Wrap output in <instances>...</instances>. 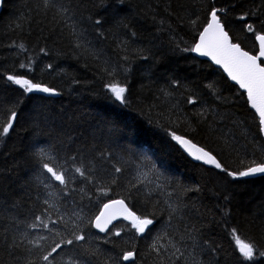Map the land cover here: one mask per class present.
<instances>
[{
  "label": "trees",
  "instance_id": "1",
  "mask_svg": "<svg viewBox=\"0 0 264 264\" xmlns=\"http://www.w3.org/2000/svg\"><path fill=\"white\" fill-rule=\"evenodd\" d=\"M213 6L225 10L220 15L232 42L255 55V34L246 24L264 33V0H50L47 7L44 0L3 1L0 124L11 111L17 118L9 139L0 137L6 140L0 146V264L37 260L40 250L28 241L39 236L45 251L73 239L55 264H264L258 255L245 260L235 243L238 236L264 251V176L233 180L190 161L171 138L175 132L190 140L231 171L264 161L259 120L245 95L184 51L197 42ZM8 75L58 95L26 92ZM110 82L127 88L123 105L108 91ZM137 147L151 158H132L133 148L141 153ZM41 150L66 170L67 185L44 171ZM81 165L88 179L75 172ZM112 200H124L153 224L142 236L123 222L97 232L92 221ZM45 209L67 223H50L53 232L32 229ZM74 232L85 239L76 241ZM154 244L164 245L159 254ZM173 244L180 252L173 254ZM126 251L135 254L130 263L121 259Z\"/></svg>",
  "mask_w": 264,
  "mask_h": 264
},
{
  "label": "snow or ice",
  "instance_id": "2",
  "mask_svg": "<svg viewBox=\"0 0 264 264\" xmlns=\"http://www.w3.org/2000/svg\"><path fill=\"white\" fill-rule=\"evenodd\" d=\"M50 0H44V4L47 7ZM225 11L222 8L211 7L208 12V19L206 20L205 26L199 31L198 42H194V45L185 48L184 51L194 52L202 57H208L216 65L221 66L228 77L239 85L240 89H243L247 94V101L252 109L255 110L259 115V130L264 133V63L260 61L264 58V34L256 31L251 23L246 24L248 32L255 34V39L259 41V54L251 55L248 51L242 49L239 42L233 43L229 36V33L225 30V24L222 22L220 13ZM245 19L244 16L240 17ZM97 24H100V20H96ZM195 23V21H193ZM179 47V45H177ZM20 48L23 49L24 45L21 44ZM147 59V57H143ZM22 68L24 64L20 65ZM115 71V69L113 70ZM124 72L130 71V68H123ZM7 79L16 85H20L26 92H43L50 95H58V93L49 87L41 86L38 83H32L28 79H22L14 75H8ZM107 89L114 96L115 100L120 101L122 104L126 103L125 93L127 88L121 86L119 82H110L107 84ZM189 103L195 104L196 100L189 98ZM17 118V113L11 111L7 121L0 124V137L7 136L9 131L13 128V122ZM171 138L177 144H179L184 150L197 161H203L205 164L214 165L215 168L221 172H225L227 176L233 180H238L245 177H253L259 174H264V161L257 163L253 161L251 165L240 171H231L226 168L217 158L211 154L210 151H205L202 147H197L190 140L184 137L171 133ZM41 166L45 172L58 181L61 185H67L65 179V171L62 166L57 165L55 160L43 150L38 153ZM73 159H75L73 157ZM116 172H120V168L115 169ZM75 172L81 177L88 179L87 170L83 165L75 168ZM102 195H107V191L104 188L98 189ZM228 197L225 196V199ZM45 203L48 204L49 208H54V205L50 204L47 200ZM119 209V212L124 214L125 219H130L132 227L136 229L137 233L143 234L149 225L153 224V220L135 215L129 211L125 205L124 200H112L109 203L103 205V209L100 211L92 221L93 226L101 232H107V225L116 215L119 213L115 209ZM58 211V209H57ZM55 225L57 223H67L64 216H58L57 219H52L51 214L45 209V214L38 215L35 217V222L30 225L32 229L40 228L42 230L53 232L55 229L50 228L49 224ZM78 227V225H74ZM60 235L59 232H56ZM114 235L119 236L120 232H115ZM235 236V230H233ZM73 237L76 241H83L84 235L73 233ZM45 240L44 236H39L34 240H29L28 243L34 248L39 249L37 260L29 261V264H55L56 256L58 251L63 245L73 244V239H62L59 242L54 243L48 250H44V245L41 241ZM235 243L239 249L240 255L247 261H252L255 256L264 257V251L258 250L253 243H245L238 236H235ZM175 252H180V249L174 244L171 245ZM164 248V245L154 244L152 250L160 253V250ZM135 254L133 251H126L122 254L121 259L123 261L133 260Z\"/></svg>",
  "mask_w": 264,
  "mask_h": 264
},
{
  "label": "water",
  "instance_id": "3",
  "mask_svg": "<svg viewBox=\"0 0 264 264\" xmlns=\"http://www.w3.org/2000/svg\"><path fill=\"white\" fill-rule=\"evenodd\" d=\"M1 2H2V0H0V6H1ZM197 42H198V39H197ZM255 43H256V45H257V53H256V55H258L259 54V41H257L256 39H255ZM192 54H193V56L195 57V58H197V59H199L200 61H204V62H207V63H209L210 65H212L213 67H215V68H217L223 75H224V77L227 79V81L230 83V84H232L233 86H235L241 93H243L244 95H245V99H246V101H247V94H246V92H244V90L243 89H240V87H239V85L238 84H236L234 81H232L229 77H228V74H227V72H225V70L221 67V66H219V65H216L215 63H213L211 60H210V58H208V57H202V56H200V55H198L197 53H194V52H192ZM261 63H264V58H262V60L260 61ZM44 94V95H46V96H54V95H50V94H48V93H43V92H40V94ZM247 103H248V101H247ZM248 107H249V109L254 113V115L257 117V119L259 120V115H258V113H256L255 112V110L254 109H252L251 107H250V105H249V103H248ZM261 136H262V138H263V140H264V133H261ZM178 145V147H179V149L181 150V152L188 158V159H190L192 162H195V163H199V164H204V165H206V166H214V165H211V164H205L203 161H197V160H195L192 156H190L185 150H184V148H182L179 144H177ZM260 176H264V174H259V175H256V176H253V177H248V178H256V177H260ZM246 178V177H245ZM126 205V204H125ZM127 207V206H126ZM128 208V207H127ZM102 209H103V207H102ZM101 209V210H102ZM129 210V209H128ZM115 211H117L119 214L118 215H116L113 219H111V221L108 223V225H107V228L109 229L110 227H112L115 223H117V222H119V221H122V222H125V223H129V224H131V220L130 219H125L124 218V214L122 213V212H119V209L117 208V209H115ZM130 211V210H129ZM95 228V227H94ZM95 230L97 231V232H99V233H104V232H101V231H99L97 228H95ZM141 235V234H140ZM125 263H130V262H132V260H129V261H124Z\"/></svg>",
  "mask_w": 264,
  "mask_h": 264
},
{
  "label": "rangeland",
  "instance_id": "4",
  "mask_svg": "<svg viewBox=\"0 0 264 264\" xmlns=\"http://www.w3.org/2000/svg\"><path fill=\"white\" fill-rule=\"evenodd\" d=\"M3 1L4 0H2V2H1V6H0V13H1V10H2V4H3ZM111 14L113 15V16H117L116 15V12H111ZM160 74H165V73H168L167 71H166V68H161L160 69V72H159ZM140 80V79H139ZM12 87H14V86H12ZM2 94H4V91L2 90ZM120 105H123V104H120ZM107 109H109V110H112L113 112H115L116 114H118V115H122V114H126L127 112L126 111H124V112H121V111H119V110H116V109H114V108H111V107H108V106H105ZM24 113V112H23ZM24 116L22 115V118H23ZM4 138L7 140V139H9V134L7 135V136H4ZM4 138H2L1 140H0V146H2V145H5L6 144V140L4 139ZM113 140H115V139H113ZM137 148H141V153H140V149L138 150V151H136L135 152V149L136 148H133V151H132V153L130 152V154H131V156H132V158H135V157H139V158H143V159H150L151 158V156H150V154L148 153V151H147V149L146 148H143V147H137ZM121 149H123V148H121ZM122 151H124V154H126V152H125V150H122ZM5 158V157H4ZM141 175H143V174H141L140 173V176ZM246 178H248V177H246ZM125 223V222H124ZM127 224H129V223H127ZM129 225H131L132 226V224H129ZM135 229V228H134ZM136 230V229H135ZM146 231V230H145ZM101 234H105V233H101ZM144 234V233H143ZM143 234H139L138 233V235L139 236H142Z\"/></svg>",
  "mask_w": 264,
  "mask_h": 264
}]
</instances>
